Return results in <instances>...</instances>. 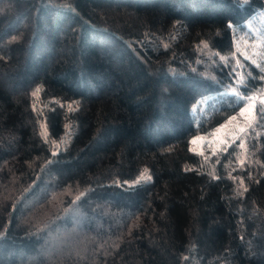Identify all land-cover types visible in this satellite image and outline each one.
<instances>
[{
  "label": "trees",
  "instance_id": "16d2710c",
  "mask_svg": "<svg viewBox=\"0 0 264 264\" xmlns=\"http://www.w3.org/2000/svg\"><path fill=\"white\" fill-rule=\"evenodd\" d=\"M259 11L0 0V264H264V131L191 148L242 107L220 55Z\"/></svg>",
  "mask_w": 264,
  "mask_h": 264
},
{
  "label": "rangeland",
  "instance_id": "374dc122",
  "mask_svg": "<svg viewBox=\"0 0 264 264\" xmlns=\"http://www.w3.org/2000/svg\"><path fill=\"white\" fill-rule=\"evenodd\" d=\"M246 29L247 31L238 35L234 51L229 55H220L221 61L226 64L233 62L234 82L217 94L220 99L227 97L228 94H234L243 102L242 107L209 133L198 134L191 140L192 150L207 159L223 153L231 146H236L239 155L244 156L248 136L255 131H264V114H261L264 105V85L255 89L247 85L248 68L243 62V59L247 58L253 64L258 66L263 64L264 67V12H257L247 22ZM218 104L220 102H215V105ZM193 140L196 142L193 143Z\"/></svg>",
  "mask_w": 264,
  "mask_h": 264
},
{
  "label": "snow or ice",
  "instance_id": "6c2138e0",
  "mask_svg": "<svg viewBox=\"0 0 264 264\" xmlns=\"http://www.w3.org/2000/svg\"><path fill=\"white\" fill-rule=\"evenodd\" d=\"M69 107L71 108V105H69ZM254 107V106H253ZM261 114H264V105H262V109H261ZM235 119V118H234ZM241 131H243V130H241ZM196 141L195 140H193V143H195Z\"/></svg>",
  "mask_w": 264,
  "mask_h": 264
}]
</instances>
